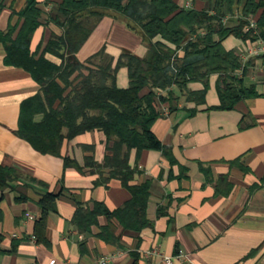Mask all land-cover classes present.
Listing matches in <instances>:
<instances>
[{"label":"crops","instance_id":"crops-1","mask_svg":"<svg viewBox=\"0 0 264 264\" xmlns=\"http://www.w3.org/2000/svg\"><path fill=\"white\" fill-rule=\"evenodd\" d=\"M26 0H6L7 7L19 11ZM46 14L62 0H38ZM181 6L202 10L203 0H176ZM46 17V24L34 34V51L45 36L60 35V30ZM10 10L0 16V31L14 24ZM226 50L237 51L244 62L252 61L246 87L253 86L258 97L245 99L229 111L220 105L216 90L217 76L209 79L205 104L196 105L179 97L177 108H163L153 132L163 146L169 148L171 163L160 151H143L134 184L152 182L147 217L152 222L139 235L121 234L116 223L112 230L121 236L119 245L97 238L100 227L108 224L100 217L90 235L78 233L71 221L78 204L102 202L110 211L129 199L128 190L118 181L108 187H94L98 174L85 169L83 146L94 147V160L102 163L105 138L96 131L65 141L61 158L42 155L16 135L20 106L40 90L31 76L20 68L4 63L5 48L0 43V166L16 170L19 178L0 190V264H161V256L172 258V264H264V49L255 54L253 48L234 37L223 43ZM117 61L124 51L140 58L147 49L140 34L128 28L127 22L112 15L104 17L87 39L78 59L85 62L101 50ZM45 59L60 64L47 54ZM127 88L128 71L121 68L116 82ZM191 92L204 89L201 83L188 85ZM196 110L195 113H191ZM40 119V117H37ZM77 163L78 168H64L63 157ZM136 164V153L130 165ZM221 177L231 185L229 193L218 192ZM226 186L223 191H226ZM46 192L60 194L56 212L48 216L46 243L33 240L40 217L38 201ZM165 214L158 216V209ZM132 253L138 254L136 262ZM178 253L180 257L175 254Z\"/></svg>","mask_w":264,"mask_h":264},{"label":"trees","instance_id":"trees-1","mask_svg":"<svg viewBox=\"0 0 264 264\" xmlns=\"http://www.w3.org/2000/svg\"><path fill=\"white\" fill-rule=\"evenodd\" d=\"M203 1L205 7L197 10L176 0H62L46 14L38 0H26L19 11L0 0V16L10 10L11 18H17L6 31H0L4 63L26 71L40 87L36 95L22 102L16 135L38 153L61 158L65 141L88 132L101 133L105 138L102 163L94 160L93 146L82 147L86 173L98 174L94 187H108L115 180L130 193V199L113 211L102 202L78 204L71 221L78 233L90 235L104 217L108 224L100 227L97 238L119 245L121 236L113 232V223L121 227V234L139 235L152 227L147 217L152 182L134 181L136 175L143 174L138 166L143 151H160L174 163L169 148L153 132L164 107L177 108L180 95L196 105L205 104L212 76H217V110L229 111L240 101L259 96L253 86L244 83L253 62L245 63L237 51L226 50L223 43L234 37L249 46L264 44V0ZM108 15L122 18L129 29L140 34L147 49L143 58L124 51L115 62L102 49L85 62L78 59L89 36ZM46 17L61 33L44 36L32 51L34 34L46 24ZM47 54L58 58L60 64L45 59ZM121 68L128 71L127 88L115 83ZM195 82L204 89L191 92L188 85ZM133 151L136 164L131 167ZM63 161L65 169L80 170L67 156ZM18 178L16 170L0 166L1 191ZM215 187L218 192L222 187L225 196L231 189L226 177ZM59 196L46 192L38 201L37 243H46L47 219L56 212ZM157 214H165V208H159ZM132 256L137 262L138 254Z\"/></svg>","mask_w":264,"mask_h":264},{"label":"built area","instance_id":"built-area-1","mask_svg":"<svg viewBox=\"0 0 264 264\" xmlns=\"http://www.w3.org/2000/svg\"><path fill=\"white\" fill-rule=\"evenodd\" d=\"M251 27H253V22L251 24ZM261 49H264V44L262 42H257L256 43V47L253 48V51L255 54H258ZM33 240H35V238L33 237ZM146 255L148 256H154V255H159L161 257V264H172V258L171 257H168V256H161L159 251L158 250H153L151 252H148ZM177 257H180V255H178ZM108 259L107 258H103L100 260V263L99 264H106L108 263ZM50 264H55L54 261L50 262Z\"/></svg>","mask_w":264,"mask_h":264}]
</instances>
